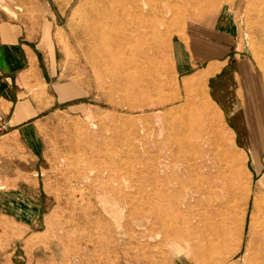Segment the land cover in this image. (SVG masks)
I'll list each match as a JSON object with an SVG mask.
<instances>
[{"label":"rangeland","instance_id":"374dc122","mask_svg":"<svg viewBox=\"0 0 264 264\" xmlns=\"http://www.w3.org/2000/svg\"><path fill=\"white\" fill-rule=\"evenodd\" d=\"M66 1L0 0V32L14 31L17 43L34 51L38 75L51 70L53 76L45 85L32 72L28 92L46 102L23 132L0 128V264H193L185 252L188 233L204 235L207 223L182 224L178 211L160 207L165 223L152 227V157L162 175L169 146L177 152L176 138L204 139L198 128L205 105L213 115L223 113L227 132L239 134V122L247 128L236 120L243 113L264 160V118L257 120L264 100L252 98V86H264V0H183L155 10L153 29L165 37L142 48H151L152 69L146 80L140 65L135 82L146 81L147 93L110 89V78L76 55L71 14L77 0ZM219 11L237 31L229 62L215 73L205 65L189 69L187 29ZM53 82L69 85L59 100ZM260 177L254 174V184ZM165 198L162 203L173 204ZM233 202L221 244H240L229 260L242 264L258 217L252 196ZM168 240L183 250L173 251Z\"/></svg>","mask_w":264,"mask_h":264},{"label":"bare ground","instance_id":"6f19581e","mask_svg":"<svg viewBox=\"0 0 264 264\" xmlns=\"http://www.w3.org/2000/svg\"><path fill=\"white\" fill-rule=\"evenodd\" d=\"M178 1L183 0H77L71 14L73 51L103 77L110 78V89L122 91L130 88L147 93L146 81L142 85L135 84L140 65L145 63L143 78L146 80L152 69L151 48H145V51L142 48L149 39L161 42L165 37L153 29L155 10H162V6L170 3L176 5ZM188 82L184 81V84ZM252 98L254 103L263 102L264 86L260 83L252 86ZM203 107L198 133L204 139L196 140L185 135L176 138L177 152L169 146L167 161L162 166L169 170L162 175L157 168L158 156L152 157L150 185L153 202L150 207L155 213L152 227L154 223H165L164 214L158 212L161 208L167 212L178 211L182 224L198 227L205 220L208 231L204 235L188 233L187 239L191 242L185 245L186 257L193 264H240L229 260L240 244L230 249L221 244V237L228 229V212L234 207L233 200L238 198L241 204H245L252 196L258 217L257 233L253 244L245 245L242 264H264V160L255 148L257 136L252 132L251 121L243 113L237 115L236 120H244L247 130L241 128L244 123L235 122L240 129L237 134L234 130L227 132L222 126L223 113L213 111V115L209 108ZM263 118L264 115L259 114L258 122L262 123ZM209 131L212 137H209ZM255 173L261 174L256 184L253 180ZM162 197L173 204L165 205L161 202ZM169 241L173 251L183 250L181 245ZM183 241L180 243L184 244ZM221 251L227 254L216 258L214 255Z\"/></svg>","mask_w":264,"mask_h":264},{"label":"crops","instance_id":"0c3cea01","mask_svg":"<svg viewBox=\"0 0 264 264\" xmlns=\"http://www.w3.org/2000/svg\"><path fill=\"white\" fill-rule=\"evenodd\" d=\"M234 24L227 15L219 11L212 16H205L200 25H192L188 28L186 49L189 69L205 65L204 69L208 70V73L220 71L229 62L232 46L238 44ZM35 58L34 51L27 44L17 43L14 31L5 30V26L1 28L0 128L7 127L11 131L18 132L29 126L42 111L43 104L46 102L44 97L35 98L28 92L29 85L35 84L32 72L36 71L38 79L36 82L44 81L45 85H49L53 76H51V70L47 76L42 72L39 76ZM52 86L59 100V93L64 92L69 85L53 82ZM56 97L54 94H48L45 98L53 102Z\"/></svg>","mask_w":264,"mask_h":264}]
</instances>
